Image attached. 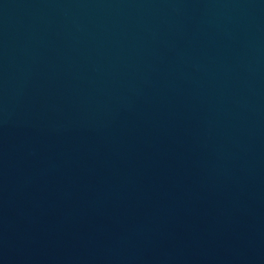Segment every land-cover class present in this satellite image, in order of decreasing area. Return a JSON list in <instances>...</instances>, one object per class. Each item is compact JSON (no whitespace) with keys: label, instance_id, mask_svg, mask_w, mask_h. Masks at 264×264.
Segmentation results:
<instances>
[{"label":"water","instance_id":"1","mask_svg":"<svg viewBox=\"0 0 264 264\" xmlns=\"http://www.w3.org/2000/svg\"><path fill=\"white\" fill-rule=\"evenodd\" d=\"M0 264H264V0H0Z\"/></svg>","mask_w":264,"mask_h":264}]
</instances>
